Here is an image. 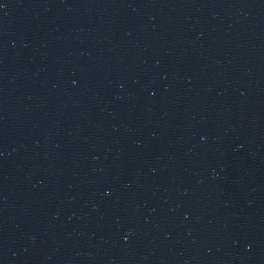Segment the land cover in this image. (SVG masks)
Segmentation results:
<instances>
[{
	"label": "water",
	"instance_id": "1",
	"mask_svg": "<svg viewBox=\"0 0 264 264\" xmlns=\"http://www.w3.org/2000/svg\"><path fill=\"white\" fill-rule=\"evenodd\" d=\"M0 5V264H264V0Z\"/></svg>",
	"mask_w": 264,
	"mask_h": 264
},
{
	"label": "snow or ice",
	"instance_id": "2",
	"mask_svg": "<svg viewBox=\"0 0 264 264\" xmlns=\"http://www.w3.org/2000/svg\"><path fill=\"white\" fill-rule=\"evenodd\" d=\"M0 6H2V5H0Z\"/></svg>",
	"mask_w": 264,
	"mask_h": 264
}]
</instances>
